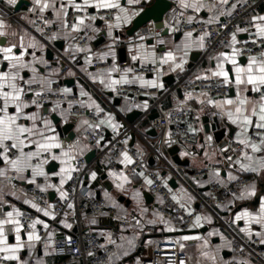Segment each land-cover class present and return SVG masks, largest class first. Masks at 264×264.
<instances>
[{
  "label": "crops",
  "instance_id": "crops-1",
  "mask_svg": "<svg viewBox=\"0 0 264 264\" xmlns=\"http://www.w3.org/2000/svg\"><path fill=\"white\" fill-rule=\"evenodd\" d=\"M20 1L17 0L14 6H10L6 3V0H0V21L5 24L3 31L8 33L6 37H0V47L16 44L18 46L15 49L16 53H25L24 59L30 67L21 72L24 81L32 79L34 75L37 81L46 79L51 81V84L45 85L42 89L43 94L50 95L57 92L74 97L76 100L62 103L51 101L47 104L49 105L47 113L44 106L37 107L33 105L25 110L35 113L37 127L44 131L45 135H55L62 145V148L52 149L50 152L43 153L40 157L31 161L33 165L40 164L45 156H50V159L42 164L45 175L33 176L31 169L23 173H16L0 157V170H3V174L0 175V219H5L9 211H13L14 217L20 221V217L25 213L34 216V220L29 225H25L21 221L23 225L21 242L24 247L18 253L19 260L10 262L25 264L29 260H34L36 264H53L55 242L73 237L81 229L97 234L106 244H113L116 247L109 264H138L136 256L144 247L157 242L170 241L172 238H177L184 245L181 251L189 258L190 264H228L232 258L233 244L237 239L248 245H251L255 239H264V226L256 224L254 221L246 223L244 219L235 220L236 215L245 210L253 215L258 213L261 200L264 199V171L258 173L244 171L236 163L237 159L241 158L243 147L238 143L237 137V133L241 131L240 126L231 123L224 110L209 105L207 100L212 98L207 95L201 93L183 94L174 89L181 83L195 80L197 76L210 75L209 70L214 69L217 62L214 58L220 53L207 51L205 37L202 42L203 47H201L199 39L201 36L192 34L190 38H186L184 34H175L174 26L183 17H187L188 20L191 17V22L209 23L208 21L211 20V23H214L220 21L223 18L226 4H221L220 0H216V4L211 5L205 0H199L206 7L196 12L191 7L185 8L183 6V3L192 4L193 0H183V3L182 0H170L174 3V8L165 16L164 21L165 28L170 30L168 36L163 37L157 34L152 27H149L148 34L142 35L139 32L136 36L127 37L125 41H122L116 37L115 33L127 31L132 26L133 20L143 11L142 4L150 0H140V3L132 5L127 4L126 0H121L122 6L128 8L129 14L134 11L139 14L133 16L130 23L121 22L119 27L116 26L117 21L114 19V22L110 23L113 25L111 30H109V24H101L96 18V13L102 11V9L88 7L78 11L72 7L70 0H42V3H47L49 7L44 11H40V5H37L35 0H25L28 6H23L20 11L16 12L15 8ZM75 3L82 4L83 0H75ZM61 4L65 5L63 9H61ZM189 12L191 14L186 15ZM74 13L79 14L77 17H84L85 20L83 25H79V31H73L72 28L67 30L68 26H64L65 21L68 25L71 15ZM12 14H15V16H11ZM35 14L51 15V24L58 26L60 31L46 38L43 29H34L32 26ZM256 16H264V1L257 12H252L247 17V22L251 23L252 29L249 32L239 31L235 33L237 41L246 39L249 34L257 36L255 24L261 22L253 21L252 18ZM77 17L74 23L77 22ZM92 17H95V19H91ZM87 29L97 33L92 42L86 47L74 45L73 40ZM109 31H111V35H109ZM103 32H106V40L103 44H97L100 39L99 36ZM176 35L180 36L176 38ZM21 37L23 38V48L19 47ZM160 41H164V43H160ZM185 42L190 45L186 56L184 55ZM32 45L35 46L32 47ZM122 47L126 49L125 63L120 61L119 49ZM47 49L55 52L52 61L47 59ZM77 49H84V51H78ZM166 51H172L176 55V62L183 58V70L175 68L172 62L164 65L160 64V57ZM225 51L230 52L231 48L222 52ZM153 52L155 53L154 63L151 55ZM193 54H201L199 60L195 63L191 62ZM0 55L2 56V54ZM133 56H136L137 59L133 60ZM238 60L241 64L247 63V58L240 55ZM60 61L65 62V69L59 64ZM91 64H103L104 68L96 69ZM147 65L156 66L157 69L151 75L136 77H142L145 81L155 80L157 84L163 85L162 88L142 84L140 80H134L129 84H117L113 86L115 90L109 86V76L112 79L127 76L129 80H133L129 77L132 71L125 72V69L133 70ZM31 67H35L38 70L37 73L33 74L30 70ZM231 67L230 64L226 65L229 70H231ZM113 68H117L118 71H110ZM0 70H6L2 61L0 62ZM168 76L175 79L172 87H167L164 82V79ZM67 79L74 80V84H65L64 81ZM101 79L104 83L100 82ZM212 79L220 82L219 78ZM119 86L139 87L147 91L156 90L158 93L152 96H143L139 105L133 107L129 98H118L115 91ZM231 86L234 93L230 96L235 97L236 89L233 85ZM31 87H36L38 91H41L38 83H33ZM64 89L70 91L65 92ZM25 91L28 92L27 87ZM251 95L255 96V94ZM32 98L33 95L30 93L25 97L28 101H31ZM159 98L163 100V109L177 107L181 104L191 107L200 123L197 128L200 136L199 141L187 146L186 149L190 150L189 153L185 151V148H181L180 152L183 159H190V167L173 166L168 154L171 147L166 146L164 155L172 171L160 169V174L167 185H169L171 179H176L177 188H171L173 196L177 198L175 200L186 207L189 212H194L196 216L201 217L199 225L194 223L193 228L188 231L192 233L186 235H180L184 231L175 222L162 217L156 211L160 202L150 191V184L146 182L149 179L141 174L133 178L127 175L126 170L131 163H122L121 161L124 160L122 153L124 152L118 150L120 145L138 151L142 157L148 158L149 161L153 158L150 155L149 146L155 143L157 135L150 134L152 130L150 116L156 113L151 108L153 102ZM221 99L223 98L213 100L218 101ZM200 101L204 102L201 103ZM145 104H147V107H145ZM78 105L103 116L105 121L103 126L107 129V136L100 141L99 145L91 144L85 136L86 131L94 127L93 123L86 118H76L72 115V110ZM97 106H99L100 111L97 110ZM135 111L140 112L141 115L133 118V123L130 125L127 122V116ZM109 114L113 118L112 122L117 125L115 131L108 124ZM45 120L49 122L54 132L47 131L44 126ZM215 120L225 133L226 138L229 139L231 154L228 156L218 149V145L212 148L208 146L205 128L207 124L213 125ZM20 122L29 125L32 123L25 120ZM67 123L73 124L70 132L75 134V138L72 141H68L58 131V125L61 126ZM133 134H135V140L132 139ZM34 139L41 138L34 137ZM231 144L239 145L240 149L233 151ZM24 150L26 152L35 151L36 148L33 144ZM92 150H97V156L108 167V170L105 171L108 176L105 184L109 186L110 190L102 189L100 197L106 201V210L101 216L92 217L85 212L78 213L75 202H72L71 207H68L64 214L57 216L54 212L56 201L66 198L71 193L69 186L71 179H68L61 172V168H75L76 163L79 160H85ZM248 151L253 156L264 155V153H251L250 149ZM61 152H67L69 155L67 157L62 156ZM117 153L118 159L112 168L109 166V160ZM53 155L59 156L60 159H52ZM72 157L75 158L72 159ZM228 157L232 158L231 161L228 160ZM61 161L66 162L62 163ZM242 162L249 163L246 160ZM52 164L56 166L53 169L51 168ZM157 164V160H155L153 166ZM94 166H89L86 163L85 176L89 175V184L85 185L84 176L80 189L87 190L91 196L96 197L97 190L90 187L96 179V176L93 179L91 175L94 172ZM197 172H205V175L197 177L195 175ZM217 172H219V176L216 175ZM73 173L74 171L71 172V178ZM122 176H126L127 180L122 179ZM240 176L252 179L247 187H254L255 195L242 197L241 193L246 188L244 187L223 204H212L210 206L201 204L200 198H206L211 185L228 186ZM13 178L16 179V182L12 181ZM62 179L64 180L63 184H61ZM29 181L34 182L30 183ZM33 191L46 194V203L41 205L36 202L32 196ZM62 192L66 194L63 197L61 196ZM145 194L152 196V204L146 202ZM32 205H36V207ZM14 210H19L22 215L15 216ZM45 211L49 215H44ZM111 211L115 214L113 215ZM36 220L43 223L37 224L33 229L30 225ZM66 225H71V227ZM7 228L11 229L10 234ZM241 229H248V231H241ZM30 231L38 234L40 240L29 241L27 234ZM257 232L261 235L257 236ZM5 233L8 236V243L15 244L14 226L11 224L5 225ZM43 233L44 236H42ZM184 236H196L199 239L184 241ZM205 241H207V244H205ZM262 246L264 248V244ZM204 252H207L208 256H204ZM225 253L230 255L225 256ZM3 255V253H0V256ZM213 256L215 260L210 258ZM244 262L245 264H263L255 260L250 254L247 255ZM57 264L83 263L71 257H61L58 259Z\"/></svg>",
  "mask_w": 264,
  "mask_h": 264
},
{
  "label": "built area",
  "instance_id": "built-area-1",
  "mask_svg": "<svg viewBox=\"0 0 264 264\" xmlns=\"http://www.w3.org/2000/svg\"><path fill=\"white\" fill-rule=\"evenodd\" d=\"M205 1L211 5L216 4V0ZM263 1L264 0H229L225 5V12L222 20L214 23L190 22L187 17H183L181 21L174 26V33L182 35L186 32H191L195 36L205 37L207 51L210 53H219L234 46L240 50V56L244 58H248L251 55L260 56V53L264 52V47L261 46L264 42H262L259 37L249 34L246 39L239 40L238 43L232 45L231 36L233 33L239 32L238 29H243L245 32H249L252 29L251 23L247 22V17L250 13L257 12ZM190 14L189 12L186 15ZM77 15L79 14L74 13L71 15L67 30H71ZM115 15L116 12L114 10H102L96 13V18L101 24H110L114 22ZM11 16H15V14ZM101 17H103V19H101ZM51 21V15L35 14L33 16L32 26L34 29H43L44 36L49 38L60 31V28L51 24ZM149 29V27H144L139 32L142 35H146L149 33ZM153 30L161 35L165 28ZM96 34L97 33L93 30L87 29L73 40V44L79 47H86L96 37ZM253 41H255V43H253ZM1 61L2 56L0 55V62ZM91 66L96 69L104 68L103 64H91ZM156 69L157 67L153 65L134 68L129 74V77L134 78L136 76L151 75ZM174 89L177 91L180 90L183 94L201 93L212 99H218L230 96L232 86L229 85L226 88L220 87V82L215 79H195L193 81L181 83ZM32 90L38 91L36 87H32ZM29 93L32 94L31 92ZM115 93L118 98H129L132 106L137 107L143 96H152L158 92L156 90L147 91L139 87L119 86L116 88ZM33 98L37 100L40 106H45L51 101L62 103L69 100H76L74 97L65 96L57 92L50 95L43 94L40 97ZM162 101V98L155 100L151 108V110L158 114V117L151 122V128L157 132V139L154 144L149 146V149L150 155L157 160L158 164L151 166L148 158L142 157L138 151L131 148L119 145L118 150L120 152L129 153L132 158L133 162L126 170L129 177L133 178L142 173L152 181L150 184V191L160 202L156 211L162 217L175 222L182 231L186 232L193 228L196 214L194 212H189L186 207H182V204L173 199L172 189L164 182L160 174V169L172 171L164 155L166 146L187 148V146L193 145L199 141L200 136L197 128L200 123L195 111L191 107L181 104L177 107L163 109ZM72 115L76 118H86L92 122L94 126L103 120L101 114L88 110L80 105L72 110ZM249 135L253 141L258 142L254 130H252ZM85 136L91 144H97V140L102 141L106 138L107 129L103 125L99 128L93 127L86 131ZM231 149L236 151L240 149V146L231 144ZM9 155L14 157L15 154L9 153ZM49 159L50 156L48 155L44 158L46 161ZM117 159L118 153L109 160V166L113 168ZM75 169L69 182L71 193L66 198L56 201L54 205L55 214L61 216L69 205L75 202L78 213L85 212L92 217L101 216L106 210V201L91 196L87 190L83 191L80 189V184L86 174V161L83 159L79 160L76 163ZM195 175L197 177H203L205 172H197ZM12 181L16 182V179L13 178ZM251 182V178L240 176L228 186L213 184L209 187V193L206 198H200V202L204 206L223 204ZM32 196L39 204L43 205L46 203V194L33 191ZM111 213L113 215L115 214L113 211H111ZM20 219L25 225H29L34 220V216L25 213ZM7 231L9 234L11 233L10 228H7ZM42 236H44V233ZM181 244V241L177 238H172L170 241L150 244L137 254L136 261L138 264H180V261L183 260L185 264H190L189 258L181 251ZM54 248L55 256L53 264H57L58 259L65 256L79 260L83 264H109L112 255L116 251V247L113 244H106L97 234L82 229L73 237L65 240H57ZM248 254L255 260L264 264V248L259 239L253 240L251 245L237 239L233 244L232 258L228 264H245L244 260ZM0 264L13 263L0 259ZM25 264H36V262L34 260H29Z\"/></svg>",
  "mask_w": 264,
  "mask_h": 264
},
{
  "label": "snow or ice",
  "instance_id": "snow-or-ice-1",
  "mask_svg": "<svg viewBox=\"0 0 264 264\" xmlns=\"http://www.w3.org/2000/svg\"><path fill=\"white\" fill-rule=\"evenodd\" d=\"M17 0H6V3L10 6H14ZM37 5H40V11H44L49 7L47 3H42V0H35ZM72 7L76 10L80 11L86 9L88 7H92L95 9L102 10H114L117 14L115 15V20L117 21V27L120 26V23H130L133 16L138 15V12H132L129 14L128 8L122 6L121 0H83L82 4L75 3V0H70ZM126 3L129 5L138 4L140 0H126ZM183 3V0H182ZM221 4H227L228 0H220ZM185 8L191 7L194 11L199 12L201 8L206 7L201 4L199 0H193L192 4L183 3ZM65 5L61 4V9H63ZM122 14V15H121ZM66 15V13H65ZM91 19H95L92 17ZM103 19V17H101ZM253 21H260L261 23H256V35L260 38L262 42H264V16H256L252 18ZM192 18L189 17V21L191 22ZM211 23V20L208 21ZM85 23L84 17H77V22L72 25L73 31H79V25H83ZM64 26L67 27V22L65 21ZM109 30L113 27V25H108ZM5 28V24L3 21H0V37H6L8 33L3 31ZM239 31H243V29H238ZM109 35H111V31H109ZM186 38H190L192 36L191 32H186ZM143 39V37H141ZM201 47H203L204 37L201 36ZM232 45L238 43L236 39V34L233 33L231 36ZM160 43H164V41H160ZM255 43V41H253ZM35 45H32L34 47ZM264 47V43L261 45ZM16 44H9L7 47H0V54H2V62L3 67L6 70H0V157L3 158V161L10 165L11 169H13L16 173H23L28 169H31L32 175H45L43 171L42 164L46 163V160H42L40 164L33 165L31 161L34 158L40 157L43 153L50 152L52 149L62 148V145L58 142L57 137L55 135H45V132L40 130L36 125L37 116L35 113L27 112L26 109L35 105L40 107L37 100L33 98L31 101L25 99V97L32 93L33 97H40L43 95L42 89L45 85H50L51 81L46 79H41L39 81L36 80L35 75L32 79L28 81H24L23 76H21V72L25 68H29L28 62L24 59V52H20L17 54L15 49H17ZM20 48H23V38H20ZM190 47L189 43H184V55H187V49ZM78 51H84V49H77ZM26 51V50H25ZM240 50L231 47L230 52H220L214 59H216V65L214 69H210V75L197 76L196 79L209 80L212 78L220 79V87H228L229 85H233L236 89L235 97L225 96L221 100H213L208 99L207 103L209 105H213L218 109H222L225 111V115L228 120L240 126L241 131L237 133L238 143L242 145L241 150V158L237 159L236 163L240 165V168L244 171L251 172H260L264 171V155L253 156L249 153V149L251 153H264V52L260 53V56L251 55L247 58L246 64H241L238 60L240 55ZM107 55V54H105ZM153 60L155 62V53L152 54ZM90 59V58H89ZM133 60H136L137 57L133 56ZM177 61L176 55L172 51H166L160 57V64H168L172 62L175 68H179L183 70L184 60L180 59ZM230 64L231 70L226 68V65ZM33 74L37 73V69L35 67L30 68ZM110 71H118L117 68H113ZM131 69H125V72H130ZM234 74V75H233ZM110 79V87H113L117 84H129L134 82V80H140L142 84H148L151 87H160L162 88V84H157L155 80L145 81L142 77H134L133 80H129L127 76H121L119 79ZM104 83L103 79L100 81ZM38 83L40 85L41 91H33L32 84ZM28 88V92L25 91V88ZM113 90L115 88L113 87ZM65 92L70 91L69 89H64ZM83 94V93H82ZM251 94H255L253 97ZM190 95V94H189ZM203 103L204 101H200ZM147 107V104H145ZM97 110L100 111L99 106H97ZM21 120L31 121L32 123L25 124L21 123ZM113 118L111 114L108 117L109 126L115 131L117 129V125L112 122ZM87 123V121H85ZM105 123L104 120H101L99 124L94 127L99 128L101 125ZM44 126L49 132H54L49 125L48 121H44ZM254 130L257 136L258 142L253 141L251 136L248 135L250 131ZM34 137H40L41 139H34ZM100 141L97 140V145H99ZM35 145V151H25L24 149L29 145ZM222 151H226L222 149ZM9 153H14V158L9 155ZM62 156L67 157L69 154L67 152H61ZM124 160L122 163H132V158L128 155L127 152L122 153ZM75 157H72L74 159ZM52 159H60L59 156L53 155ZM231 157H228V160L231 161ZM249 161V163H243L242 161ZM65 163L66 161H61ZM75 168H61V172L64 173L68 179H71V172L75 171ZM3 174V170H0V175ZM92 178L94 179L96 173L93 172ZM141 175H143L141 173ZM219 176V172L216 173ZM124 180H127L126 176L121 177ZM231 178V177H230ZM30 183L34 181H29ZM148 184H151V180L146 181ZM64 183V180H61V184ZM65 193H61V196H65ZM255 195V189L248 188L246 186L245 190L241 193V196H253ZM173 199H177L173 196ZM36 207V205H32ZM183 207V205H181ZM71 207V205H69ZM15 216H20L22 213L19 210H14ZM44 215H49L47 211L44 212ZM244 219L246 223L255 222L256 224H260L264 226V199L261 200L260 207L258 213L253 215L252 213L245 210L244 212L236 215L235 220L239 221ZM201 220L200 216L195 217V225H199ZM39 223H43L40 220L34 221L30 227L35 229L36 225ZM151 223V221H150ZM11 224L14 226L15 232V244L8 243V236L5 233V225ZM67 227H71V225H66ZM23 225L19 219L14 217L13 211H9L6 214L5 219H0V253H3V256H0V259L4 261H17L19 260L18 253L24 247V244L21 242V230ZM47 227V225H45ZM172 230V229H170ZM241 231H248V229H241ZM211 235V234H210ZM257 236H260L261 233L257 232ZM28 240H40V236L35 232H28L27 234ZM199 237L196 236H184V241L189 240H197ZM261 244H264V239L260 240ZM207 244V241H205ZM181 248L184 247L183 244L180 245ZM91 255V253H90ZM204 256H208L207 252L203 253ZM212 260H215V257H210ZM180 264H185L183 260L180 261Z\"/></svg>",
  "mask_w": 264,
  "mask_h": 264
},
{
  "label": "water",
  "instance_id": "water-1",
  "mask_svg": "<svg viewBox=\"0 0 264 264\" xmlns=\"http://www.w3.org/2000/svg\"><path fill=\"white\" fill-rule=\"evenodd\" d=\"M23 6H28L27 2L25 0H21L18 4V6L15 8V11L18 12L20 11V9H22ZM143 11L133 20L132 22V26L127 30V31H121V32H117L116 37L119 38L122 41H125L127 37H134L136 36L137 33H139V31L144 28V27H152L155 30H160V29H164L165 28V23H164V18L165 16L172 11V9L174 8V3L170 0H150V1H145L143 4ZM25 9V8H24ZM170 33L169 29L164 30V32L161 34V36L165 37L168 36V34ZM106 32L101 33V35L99 36V40L97 42V44H103L105 42V38H106ZM180 35H176V38H178ZM121 45H123L121 43ZM60 47V46H59ZM55 52H53L51 49H47V59L48 60H53L54 59V55ZM119 55H120V61L123 63L126 62V49L124 47L119 49ZM201 54H193L192 58H191V62L195 63L199 60ZM62 68L65 69L66 64L65 62H61L60 63ZM165 84L167 85V87H172L175 83V79L172 76H168L164 79ZM65 84L67 85H73L74 84V80L70 79V80H65L64 81ZM179 93H181L180 90H178ZM233 90L231 91V95H233ZM118 101V100H116ZM45 112L47 113L48 109H49V105H45ZM141 113L138 111H135L133 113H131L129 116H127V122L128 124H132L133 123V118L140 116ZM158 117V114L155 113L154 115L150 116V120L153 121L154 119H156ZM55 120V118H54ZM57 121V119L55 120ZM205 122V120H204ZM57 123V122H56ZM207 124V123H206ZM73 127V124L71 123H67L64 125H58V131L60 133L61 136H65L67 138L68 141H72L75 138V134L71 133V129ZM205 132L207 134V141H208V146L210 148L214 147L215 145H218V149L223 152L226 153V156L231 154L230 151V146H229V139L226 138L225 133H223V131L221 130L217 120L214 121L213 125L207 124L206 128H205ZM150 134H156L157 132L152 129ZM132 139L135 140V134L132 135ZM222 149H225L226 151H222ZM181 148L178 146H173L168 150V154L169 157L172 161L173 166L175 167H181V168H188L191 165V161L188 158H182L180 156V152H181ZM185 151L187 153L190 152L189 149L185 148ZM85 161L87 163V165L89 166H94V172L96 173V179L94 180L93 184L90 186L91 189L93 190H97L96 192V197L100 198L101 197V190L102 189H109V186L107 184H105L106 179L108 178L107 174H105V171L108 170V167L106 166V164L102 163V159L97 156V150H92L85 158ZM150 165L153 166L155 163L154 158L150 159ZM55 165H51V168H55ZM191 174H193V172H191ZM89 175L87 174L85 176V185L87 186L89 184ZM169 186L172 189H176L177 188V182L176 179L173 178L169 181ZM145 199L146 202L148 204H152L153 203V198L152 196H150L149 194H145ZM192 232H182L180 233V235H186V234H190ZM225 256H229L230 254L225 253ZM67 257V256H65Z\"/></svg>",
  "mask_w": 264,
  "mask_h": 264
}]
</instances>
